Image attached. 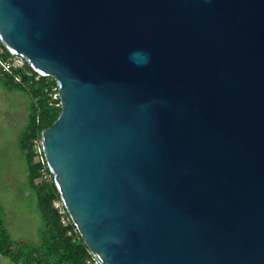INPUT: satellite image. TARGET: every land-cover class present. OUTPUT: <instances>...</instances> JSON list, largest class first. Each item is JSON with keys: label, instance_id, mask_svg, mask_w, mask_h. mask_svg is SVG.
<instances>
[{"label": "water", "instance_id": "obj_1", "mask_svg": "<svg viewBox=\"0 0 264 264\" xmlns=\"http://www.w3.org/2000/svg\"><path fill=\"white\" fill-rule=\"evenodd\" d=\"M59 85L48 166L101 264H264V0H0Z\"/></svg>", "mask_w": 264, "mask_h": 264}, {"label": "trees", "instance_id": "obj_2", "mask_svg": "<svg viewBox=\"0 0 264 264\" xmlns=\"http://www.w3.org/2000/svg\"><path fill=\"white\" fill-rule=\"evenodd\" d=\"M7 55H2V58ZM20 74L22 82L18 83L13 75L4 73L0 67V77L5 87L24 92L31 100L28 123L19 136L18 146L27 163L29 184L36 193L38 210L45 228L41 233L42 242L39 246L14 241L6 228L5 212L0 201V254L13 264H88L92 253L73 222L68 226L61 224L60 215L53 205L54 200L60 198L56 185L36 184L40 176V165L35 163L33 140L42 136L43 131L57 121L62 111L50 104V91L56 81L44 76L36 80L22 71Z\"/></svg>", "mask_w": 264, "mask_h": 264}, {"label": "rangeland", "instance_id": "obj_3", "mask_svg": "<svg viewBox=\"0 0 264 264\" xmlns=\"http://www.w3.org/2000/svg\"><path fill=\"white\" fill-rule=\"evenodd\" d=\"M3 83H0V96H5V99L0 101V201L5 212V224L14 241H24L39 246L42 242L41 233L45 228V222L38 210L36 193L31 188L29 180L19 177L15 179L12 187L1 184V177L10 173L16 175L24 167V159L18 146L21 133L15 135L14 127L6 126V122L13 106L16 105L15 98L21 96L28 99L23 92L8 91ZM16 122L22 126V129L28 123L23 120ZM0 264L13 263L0 254Z\"/></svg>", "mask_w": 264, "mask_h": 264}, {"label": "built area", "instance_id": "obj_4", "mask_svg": "<svg viewBox=\"0 0 264 264\" xmlns=\"http://www.w3.org/2000/svg\"><path fill=\"white\" fill-rule=\"evenodd\" d=\"M2 55H7V57L2 58ZM28 65L30 64L22 55H18L9 51L0 38V67L4 73L13 75L16 82L18 83L22 82V76L20 74V71H22L23 74L27 75L28 77L31 78L33 77L36 80H39L41 77H43L40 73L34 70L31 65L30 66ZM29 67H31V69ZM50 96L52 99V102L50 104L57 108H61L62 103L60 98L59 85L57 82L52 86L50 91ZM33 146H34V154H35V163L40 165L39 167L40 176L36 180V184H48V185H52L53 183L55 184V179L53 177V174L48 166L45 157L42 136H38L35 140H33ZM53 205L55 209L58 211V214L60 215L61 224L63 226L70 225V223H72V219L61 197L54 200ZM88 264H101V263L92 255V257L88 259Z\"/></svg>", "mask_w": 264, "mask_h": 264}, {"label": "crops", "instance_id": "obj_5", "mask_svg": "<svg viewBox=\"0 0 264 264\" xmlns=\"http://www.w3.org/2000/svg\"><path fill=\"white\" fill-rule=\"evenodd\" d=\"M3 82H4L3 79L0 80V83H3ZM3 85L5 87V84L4 83H3ZM27 98L28 99H24L21 96H17L15 98L16 99L15 100L16 105L13 106V108L11 110V115L8 116V118H7L6 126H12V127H14L15 135H17L18 133L20 134L23 131L22 126L19 125V124H17L16 121L20 122L21 120H23L24 122L25 121L28 122V119H29L31 100H30V98H29L28 95H27ZM3 99H5V96H3V97L0 96V101L3 100ZM21 155L23 156V159H24L23 160L24 161L23 162L24 167L16 175L14 173H10V174H6L3 177H1V184H2V186L12 187L15 179H17L19 177L22 178L23 180H27L28 181V175H29V173L27 174L28 171L26 172V170H28L27 163H26V160H25L24 155H23L22 152H21Z\"/></svg>", "mask_w": 264, "mask_h": 264}]
</instances>
